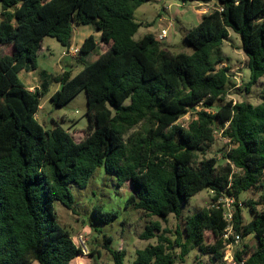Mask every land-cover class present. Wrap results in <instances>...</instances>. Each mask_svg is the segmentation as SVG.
<instances>
[{
    "label": "trees",
    "instance_id": "16d2710c",
    "mask_svg": "<svg viewBox=\"0 0 264 264\" xmlns=\"http://www.w3.org/2000/svg\"><path fill=\"white\" fill-rule=\"evenodd\" d=\"M149 1L0 0V45L12 48L0 57V264H70L82 255L58 221L55 202L74 211L72 185L86 188L99 167L118 186L128 183L127 206L163 222L172 214L180 218L181 207L201 191L214 194L213 204L184 218L173 238L151 220L139 238L156 243L137 250L130 264H176L194 248L221 260L228 223L217 202L226 197L235 200V234L258 240L243 243L237 264H264V208H256L264 206V93L256 106L227 100L229 68L221 66L220 55L232 30L248 59L246 90L258 83L264 75V0H180L216 5L185 34L191 54L174 53L152 33L134 38L140 28L135 11ZM81 25H93L108 48L75 76L65 69L34 90L26 87L19 72L38 68L45 37L72 46L74 26ZM98 47L91 34L76 57ZM51 82L60 84L51 96L56 107L86 92L90 123L79 142L58 123L46 128L37 118ZM191 110L192 119L179 124ZM218 129L229 143L224 164L217 157L200 159ZM251 189L261 192L260 202L244 203L254 214L244 223L240 197ZM93 215L104 223L118 217L102 205ZM111 241L105 237L114 264H125V252L112 250ZM245 254L250 256L243 261Z\"/></svg>",
    "mask_w": 264,
    "mask_h": 264
},
{
    "label": "rangeland",
    "instance_id": "374dc122",
    "mask_svg": "<svg viewBox=\"0 0 264 264\" xmlns=\"http://www.w3.org/2000/svg\"><path fill=\"white\" fill-rule=\"evenodd\" d=\"M215 8L214 2L201 4L197 2L183 3L180 0H151L135 11V20L140 24V28L134 38L139 40L148 33L157 34L161 29L168 28V37L162 44L174 53L191 54L193 48L184 40L185 34L200 22L204 14L211 13ZM1 9L0 2V13ZM89 31H92L91 33L98 32L93 25L74 26L72 44L75 45L79 34ZM107 48L108 46L103 44L100 39L99 47L95 53L79 59L76 57L77 52L73 55L68 54L67 48L63 47L58 40L45 37L38 56V68L31 71H20L19 78L26 87L34 90L44 80L62 74L65 69L70 70L71 75L75 76L86 63L93 62L97 55ZM74 49L75 47L72 49L71 46L70 51L74 52ZM220 55L224 58V63L221 66L229 68L230 83L227 86V100L234 103L248 102L255 106L259 105L264 93V75L250 90H246V84L250 78L248 59L242 49L240 36L232 30H229V37L224 41ZM59 87L60 84L56 82L50 83L48 93L41 98L37 118L46 128L54 127L58 123L69 131L76 142H79L85 137V131L90 123L86 114V92L83 90L66 105L56 107L51 96ZM199 110L200 107H196L195 111ZM195 111H189L179 120V124L186 125L192 119ZM228 145V139L219 130L216 134V141L210 145L205 154L200 155V159L217 157L219 163L224 164L223 153L228 149ZM71 189L75 198L74 211L59 201L55 202L58 221L70 231L73 241L83 251V254L72 260L70 264H114L111 253L105 248V237L112 239L110 244L112 250L125 252V264H130L135 259L137 250L156 243V239L143 240L139 238L151 220L160 221L162 227L167 228L170 231V237L173 238L176 236L177 229H183L184 218L204 207H210L213 204L214 196L209 189L201 191L181 207L180 218L172 214L166 222H163L158 217L148 216L144 212L127 206V199L130 195L128 183L118 186L116 178L108 174L104 167H99L95 171L86 188L80 189L72 185ZM260 196L261 192L256 189H251L241 195L240 206L243 209L244 223H248L254 217V214L244 203L250 200L259 203ZM98 205H102L105 211L117 212L118 217L109 223L96 219L93 209ZM256 208L262 210L264 206L258 204ZM209 237L211 241L213 236L209 235ZM257 242V238L251 235L242 240V244L238 248H241L243 243L255 246ZM175 254L178 256L179 250H176ZM220 263L221 260L215 261L211 255L202 254L198 248L192 249L183 261L179 258L176 260V264Z\"/></svg>",
    "mask_w": 264,
    "mask_h": 264
},
{
    "label": "built area",
    "instance_id": "2783aa9c",
    "mask_svg": "<svg viewBox=\"0 0 264 264\" xmlns=\"http://www.w3.org/2000/svg\"><path fill=\"white\" fill-rule=\"evenodd\" d=\"M168 32H169L168 28H163L157 34H155V36L160 42H163L168 37ZM219 130L222 131L223 134L224 129H218L216 131V134L219 132ZM217 205L221 206L223 210L224 220L228 223V226L225 229L222 236L225 243V247L223 250L224 255L221 259V263L237 264V261L235 259V253L238 249H240L238 247L242 244L243 238L241 237V235L235 234L233 230L235 200L229 197L220 198V200L217 202ZM228 240H231L230 243H227ZM249 256L250 254L243 255L242 256L243 261H245Z\"/></svg>",
    "mask_w": 264,
    "mask_h": 264
},
{
    "label": "crops",
    "instance_id": "0c3cea01",
    "mask_svg": "<svg viewBox=\"0 0 264 264\" xmlns=\"http://www.w3.org/2000/svg\"><path fill=\"white\" fill-rule=\"evenodd\" d=\"M91 32L92 31H89V32H87L85 34H79L78 37L76 38L75 45L72 44V49L75 47L74 52L70 51L69 54L73 55L74 53H76L79 50V48L82 45V43L84 42L85 38L88 37L91 34L94 35L96 41L99 43V40L101 39V33L99 31H98L99 33L98 32L91 33ZM11 51H12V48L9 45H0V57L8 55ZM36 88H38V87L36 86ZM31 89H34V88H31Z\"/></svg>",
    "mask_w": 264,
    "mask_h": 264
},
{
    "label": "water",
    "instance_id": "95a60500",
    "mask_svg": "<svg viewBox=\"0 0 264 264\" xmlns=\"http://www.w3.org/2000/svg\"><path fill=\"white\" fill-rule=\"evenodd\" d=\"M67 53L69 54V52H70V48H71V43H68V45H67Z\"/></svg>",
    "mask_w": 264,
    "mask_h": 264
}]
</instances>
